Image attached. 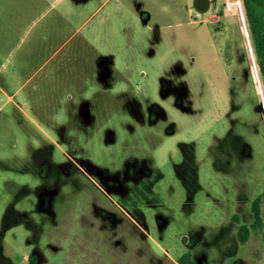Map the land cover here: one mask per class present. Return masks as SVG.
<instances>
[{
    "label": "rangeland",
    "instance_id": "1",
    "mask_svg": "<svg viewBox=\"0 0 264 264\" xmlns=\"http://www.w3.org/2000/svg\"><path fill=\"white\" fill-rule=\"evenodd\" d=\"M229 1L112 0L84 30L115 66L112 89L87 85L95 116L0 111V264H264V91Z\"/></svg>",
    "mask_w": 264,
    "mask_h": 264
},
{
    "label": "crops",
    "instance_id": "2",
    "mask_svg": "<svg viewBox=\"0 0 264 264\" xmlns=\"http://www.w3.org/2000/svg\"><path fill=\"white\" fill-rule=\"evenodd\" d=\"M111 1L1 0L4 62L0 92L4 103L0 111L13 104L19 124L25 126L28 116L31 128L43 129L41 124L49 123L56 131H65L68 123H50L37 116H54L57 101L80 100L82 104L71 107L78 111L70 115L95 116L88 103L90 96L85 95L87 85L93 84L96 95L112 89L115 66L113 57L104 61L97 46L98 30H84Z\"/></svg>",
    "mask_w": 264,
    "mask_h": 264
},
{
    "label": "trees",
    "instance_id": "3",
    "mask_svg": "<svg viewBox=\"0 0 264 264\" xmlns=\"http://www.w3.org/2000/svg\"><path fill=\"white\" fill-rule=\"evenodd\" d=\"M245 6V13L248 22V29L250 31L258 71L262 81V88L264 91V0H243ZM264 192L256 197L252 203V212L254 216L253 228H262L263 220L261 217L260 202ZM249 226L243 224L239 229V239L245 242L248 239ZM179 264H200L197 262L190 251L185 252L178 258Z\"/></svg>",
    "mask_w": 264,
    "mask_h": 264
},
{
    "label": "water",
    "instance_id": "4",
    "mask_svg": "<svg viewBox=\"0 0 264 264\" xmlns=\"http://www.w3.org/2000/svg\"><path fill=\"white\" fill-rule=\"evenodd\" d=\"M217 0H194L193 5L200 13H204L210 9L212 4L216 3ZM248 35V31H246ZM263 89H261L262 91Z\"/></svg>",
    "mask_w": 264,
    "mask_h": 264
},
{
    "label": "bare ground",
    "instance_id": "5",
    "mask_svg": "<svg viewBox=\"0 0 264 264\" xmlns=\"http://www.w3.org/2000/svg\"><path fill=\"white\" fill-rule=\"evenodd\" d=\"M245 31H248V28H247L246 24H245ZM246 35H247V34H246ZM247 37H248L249 47H250L251 52H252V54H253V49H252V44H251L250 39H249V34L247 35ZM253 57H254V55H253ZM255 61H256V60H255ZM254 67H255V70H256V73H257L258 80H259V82H260V87H261V89H263V88H262L261 81H260V75H259V71H258V66H257V63H256V62H254ZM262 91H263V90H262Z\"/></svg>",
    "mask_w": 264,
    "mask_h": 264
},
{
    "label": "built area",
    "instance_id": "6",
    "mask_svg": "<svg viewBox=\"0 0 264 264\" xmlns=\"http://www.w3.org/2000/svg\"><path fill=\"white\" fill-rule=\"evenodd\" d=\"M236 5L240 11L243 9V1L242 0H235L227 2V9H232L233 6Z\"/></svg>",
    "mask_w": 264,
    "mask_h": 264
},
{
    "label": "flooded vegetation",
    "instance_id": "7",
    "mask_svg": "<svg viewBox=\"0 0 264 264\" xmlns=\"http://www.w3.org/2000/svg\"><path fill=\"white\" fill-rule=\"evenodd\" d=\"M141 15H144L145 17H150V14L146 10H141Z\"/></svg>",
    "mask_w": 264,
    "mask_h": 264
}]
</instances>
